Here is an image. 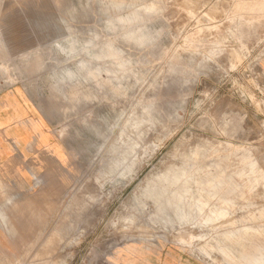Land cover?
<instances>
[{
	"label": "rangeland",
	"instance_id": "obj_1",
	"mask_svg": "<svg viewBox=\"0 0 264 264\" xmlns=\"http://www.w3.org/2000/svg\"><path fill=\"white\" fill-rule=\"evenodd\" d=\"M8 85L67 155L8 264H264V0H0Z\"/></svg>",
	"mask_w": 264,
	"mask_h": 264
},
{
	"label": "crops",
	"instance_id": "obj_2",
	"mask_svg": "<svg viewBox=\"0 0 264 264\" xmlns=\"http://www.w3.org/2000/svg\"><path fill=\"white\" fill-rule=\"evenodd\" d=\"M66 156L62 138L29 91L0 88V264L21 257L32 234L56 221Z\"/></svg>",
	"mask_w": 264,
	"mask_h": 264
},
{
	"label": "bare ground",
	"instance_id": "obj_3",
	"mask_svg": "<svg viewBox=\"0 0 264 264\" xmlns=\"http://www.w3.org/2000/svg\"><path fill=\"white\" fill-rule=\"evenodd\" d=\"M190 17V16H189ZM182 54V53H181ZM184 56V55H183ZM196 57V56H195ZM23 71V70H22ZM84 128V127H83ZM76 135V134H75ZM109 158V157H108ZM106 162V161H105ZM128 171V170H127ZM106 175V174H105ZM103 179V178H102ZM54 261V260H53ZM53 263V262H52Z\"/></svg>",
	"mask_w": 264,
	"mask_h": 264
}]
</instances>
